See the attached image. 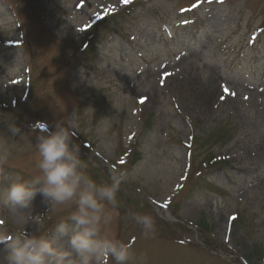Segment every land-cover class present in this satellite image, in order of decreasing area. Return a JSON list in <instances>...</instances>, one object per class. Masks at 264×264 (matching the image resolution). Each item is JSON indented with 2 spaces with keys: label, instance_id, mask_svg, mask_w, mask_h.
Here are the masks:
<instances>
[{
  "label": "rangeland",
  "instance_id": "1",
  "mask_svg": "<svg viewBox=\"0 0 264 264\" xmlns=\"http://www.w3.org/2000/svg\"><path fill=\"white\" fill-rule=\"evenodd\" d=\"M130 5L0 0V196L41 174L37 138L59 124L98 184L128 172L107 231L131 243L129 264H264L250 257H264V0ZM121 13L126 39L78 51ZM141 111L153 117L146 134ZM209 158L222 165L207 167ZM74 210L38 194L26 230L52 240L64 264H98L55 231ZM138 214L153 217V233ZM9 216L0 198V239L19 230ZM0 264H9L3 243Z\"/></svg>",
  "mask_w": 264,
  "mask_h": 264
},
{
  "label": "clouds",
  "instance_id": "2",
  "mask_svg": "<svg viewBox=\"0 0 264 264\" xmlns=\"http://www.w3.org/2000/svg\"><path fill=\"white\" fill-rule=\"evenodd\" d=\"M45 127H47L45 125ZM40 175L31 181H14L0 198L8 207L10 221L18 226L14 235L0 239L6 245L9 264H64L67 256L42 235L26 230L29 217L26 209L39 194L55 206L75 204L67 221L56 226L59 236L70 235L71 250L80 256H94L98 264L114 261L129 264L133 257L131 243L110 235L107 226L112 222L109 206L116 207L117 193L127 179L128 172L120 170L110 177V182L98 184L87 174L81 159L80 148L73 143L71 132L57 124L54 130L37 138ZM39 222L41 215L32 217ZM136 222L142 225L144 235L155 231V221L149 214H138Z\"/></svg>",
  "mask_w": 264,
  "mask_h": 264
},
{
  "label": "trees",
  "instance_id": "3",
  "mask_svg": "<svg viewBox=\"0 0 264 264\" xmlns=\"http://www.w3.org/2000/svg\"><path fill=\"white\" fill-rule=\"evenodd\" d=\"M143 0H134L131 5L128 7V9H133L135 8L137 5L141 4ZM124 13V12H123ZM113 14V15H109L106 18H103V20L100 21L99 24L95 25L94 27H92L85 35L84 41L82 42V44L79 46V50L78 51H82L84 49H86V47H88L90 45L91 42H93V40L99 41V43H103L106 42L107 40L110 39L111 36H117L121 39H126L123 35L124 32V25L126 24L125 22V14ZM100 32V33H98ZM77 54V53H75ZM142 113V111H141ZM142 119H143V134H146L147 132H149L150 130L153 129V117H150L148 115L147 112H143L142 113ZM6 129H9V127H5ZM192 146L189 147V149H191ZM139 150L134 152V157L133 159H131V164L133 166H135L142 158L141 156L139 157ZM141 158V159H140ZM82 161L87 162V158H81ZM221 164V161L218 160L216 158H209L208 163H206L205 165L208 166H217ZM110 170H106L108 172V174H111V170L113 169L116 170V166L113 164L110 165ZM112 168V169H111ZM116 173V171H114ZM204 231L208 230V226L206 225V223L202 224L201 227ZM203 230L200 229L199 227V232H203ZM260 255H263L260 251L257 252V255H255V253H253L250 257L254 260H258V261H263L264 262V257H261Z\"/></svg>",
  "mask_w": 264,
  "mask_h": 264
},
{
  "label": "snow or ice",
  "instance_id": "4",
  "mask_svg": "<svg viewBox=\"0 0 264 264\" xmlns=\"http://www.w3.org/2000/svg\"><path fill=\"white\" fill-rule=\"evenodd\" d=\"M133 2V0H122V3L124 4V5H129V4H131ZM209 2H211V0H209ZM221 2H222V0H221ZM198 6V5H197ZM225 91H227V89H225ZM230 95H235V93H230ZM144 102V100L142 99L141 100V103H143ZM163 207H165V208H167L168 207V204L167 203H165L164 205H163ZM233 219H235V217H233Z\"/></svg>",
  "mask_w": 264,
  "mask_h": 264
}]
</instances>
